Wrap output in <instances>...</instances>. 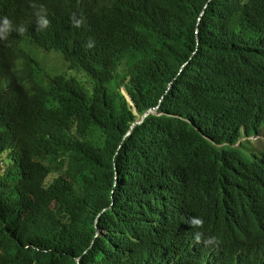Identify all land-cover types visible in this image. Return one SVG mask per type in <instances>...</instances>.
Here are the masks:
<instances>
[{
	"label": "trees",
	"instance_id": "obj_1",
	"mask_svg": "<svg viewBox=\"0 0 264 264\" xmlns=\"http://www.w3.org/2000/svg\"><path fill=\"white\" fill-rule=\"evenodd\" d=\"M93 2L81 4L107 50L85 46L86 23L70 24L67 46L52 48L66 11L41 31L29 0H0V16L34 42L21 38V84L2 65L11 79H0V257L200 264L173 221L184 195L228 257L264 248V198L235 204L255 187L233 146L264 132V0H116L90 10ZM241 146L253 151L251 141ZM256 152L264 161V146Z\"/></svg>",
	"mask_w": 264,
	"mask_h": 264
},
{
	"label": "clouds",
	"instance_id": "obj_2",
	"mask_svg": "<svg viewBox=\"0 0 264 264\" xmlns=\"http://www.w3.org/2000/svg\"><path fill=\"white\" fill-rule=\"evenodd\" d=\"M93 1V5H91L90 10H92V7L103 9L107 1L116 0ZM41 2H43L46 6L43 4H37L36 0H29V6L33 10L32 14L35 17L37 30L43 31L48 28H52L53 11L64 10L71 17L70 19H65L64 21L61 17L56 23L54 27L56 39L55 41H52L54 45L52 48L61 47L64 49L67 46L66 36L68 30L70 29V24L72 27L79 29L86 23L87 31L90 33L91 39L86 42L85 46L92 48L95 44L99 49L102 48L107 50V45H109L111 41L104 40L99 36L93 25L88 21L90 15L87 13V7L81 4L80 0H41ZM126 11L127 13L132 12V1H129L127 4ZM13 32L16 34L11 35ZM26 32L27 28L24 24L15 23L14 20L7 15L0 16V41L4 42L7 49L6 65L12 72L13 78H15L20 84L21 79L25 80V71L27 70L28 63L23 58L20 50L22 47L21 38L32 41L29 34L25 36ZM36 32L39 33V31ZM18 39L20 41H18ZM16 41H18V45L15 47L14 42ZM32 46L28 47V49H31ZM40 47L41 46L36 45L35 49ZM53 55L62 58L55 51L51 53V58ZM123 94L127 98L128 102H131V99L125 90L123 91ZM130 102L129 104L132 105V102ZM261 140L262 143H264V132L258 136H252L249 139H241L233 145L237 149H240L243 154H246L247 160L245 158L244 163L248 167L247 182L253 184L255 187V191H249L242 194L240 197H237L235 204L241 209H244L246 206H255L260 199L264 198V161L263 159H261L262 161H259L260 157H257L258 153L256 152V147L260 144H254ZM246 141H251L253 144V151L242 148L241 143ZM178 190L183 192L186 189L182 186ZM180 205L183 206V209L180 208ZM173 221L177 226L179 223L187 229V231L183 230V249L196 256L200 264H264V248L259 247H253L251 249H247V251L238 250L237 253L228 257L226 255L227 249L222 243H220L219 239L214 235L208 236L204 233V220L202 217L197 216L196 204L193 199L189 200L188 195L182 196L178 201V213ZM195 243H197V245ZM27 249H32L30 253L31 256L35 258L39 257L34 251L35 249H40L33 246H29ZM1 253L2 257H0V262L5 263V261H7L8 263L13 264L14 259L11 255L5 256V252ZM237 256L239 259L235 260ZM164 264H166L165 261Z\"/></svg>",
	"mask_w": 264,
	"mask_h": 264
},
{
	"label": "bare ground",
	"instance_id": "obj_3",
	"mask_svg": "<svg viewBox=\"0 0 264 264\" xmlns=\"http://www.w3.org/2000/svg\"><path fill=\"white\" fill-rule=\"evenodd\" d=\"M84 0H80V2L82 3ZM93 1V0H92ZM82 28H84L85 29V24H84V26L82 27ZM6 58H7V49H6V46H5V44H4V42L3 41H0V79H11V77H10V75L6 72V71H4L3 69H2V65L3 64H6ZM134 113H135V111H134ZM146 112H144L142 115H140L139 116V118H136V121L135 122H138L140 119H141V117L145 114ZM135 115H136V113H135ZM134 122V123H135ZM142 122V121H141ZM140 122V123H141ZM133 123V124H134ZM140 123H138V124H140ZM132 124V125H133ZM135 125H137V124H134L133 126H135ZM133 126H131V130L130 131H132V128H133ZM199 180V179H198ZM180 208L181 209H183V206L182 205H180ZM196 245H197V243H195Z\"/></svg>",
	"mask_w": 264,
	"mask_h": 264
},
{
	"label": "water",
	"instance_id": "obj_4",
	"mask_svg": "<svg viewBox=\"0 0 264 264\" xmlns=\"http://www.w3.org/2000/svg\"><path fill=\"white\" fill-rule=\"evenodd\" d=\"M130 102V101H129ZM132 102V101H131ZM130 102V103H131ZM157 109V107L156 108H153V109H149V110H147L146 111V113L141 117V119L138 121V122H135L134 124H138V123H140L145 117H147L149 114H153V113H155V110ZM133 124V125H134ZM132 125V126H133ZM131 134V131H129V133L126 135V136H129Z\"/></svg>",
	"mask_w": 264,
	"mask_h": 264
},
{
	"label": "rangeland",
	"instance_id": "obj_5",
	"mask_svg": "<svg viewBox=\"0 0 264 264\" xmlns=\"http://www.w3.org/2000/svg\"><path fill=\"white\" fill-rule=\"evenodd\" d=\"M52 61L54 63H60V57L53 55ZM254 144H260V145L264 146V143H262V140L254 143ZM238 147H239V145H238Z\"/></svg>",
	"mask_w": 264,
	"mask_h": 264
}]
</instances>
